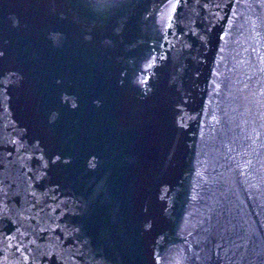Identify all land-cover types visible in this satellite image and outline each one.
Masks as SVG:
<instances>
[{
    "label": "water",
    "instance_id": "1",
    "mask_svg": "<svg viewBox=\"0 0 264 264\" xmlns=\"http://www.w3.org/2000/svg\"><path fill=\"white\" fill-rule=\"evenodd\" d=\"M0 264H264V0H0Z\"/></svg>",
    "mask_w": 264,
    "mask_h": 264
},
{
    "label": "snow or ice",
    "instance_id": "2",
    "mask_svg": "<svg viewBox=\"0 0 264 264\" xmlns=\"http://www.w3.org/2000/svg\"><path fill=\"white\" fill-rule=\"evenodd\" d=\"M0 54H2V53H0Z\"/></svg>",
    "mask_w": 264,
    "mask_h": 264
}]
</instances>
